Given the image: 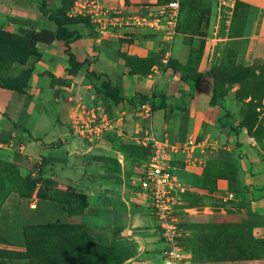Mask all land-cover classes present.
Here are the masks:
<instances>
[{"label":"crops","instance_id":"obj_1","mask_svg":"<svg viewBox=\"0 0 264 264\" xmlns=\"http://www.w3.org/2000/svg\"><path fill=\"white\" fill-rule=\"evenodd\" d=\"M238 1L246 6L241 34L245 54L264 61V0ZM61 2L0 0V30L53 32L56 25L44 12L60 8ZM64 15L81 17L70 14V5ZM65 28L74 35L67 46L62 40L36 42V52L42 58L32 66L30 62L14 61L0 72L1 77L24 74L26 78L19 91L0 88V159L14 163L22 174L37 180L49 178L55 190L84 194L86 206L80 221L95 237L121 251V264H164L160 234L146 198L129 182L141 173L145 163L139 161L141 150L147 148L140 138L146 134L175 147L171 171L181 185L175 190L177 222L222 223L231 230L241 223L236 219L238 206L231 207L234 214L227 216L232 212L222 209L218 202L220 198L228 200V194L233 197L234 192L228 188L226 178L208 177L204 168L221 150L236 168L233 180H238L239 187H234L248 199L250 211L263 217L258 224L251 223L250 234L264 240V153L254 147L246 130L238 127L236 114L231 116L222 107L208 103L209 82L182 81L160 59L158 65L152 63L141 69L157 58L156 32L124 27L114 29L112 34L100 33L87 18L67 23ZM66 49L80 63L78 67L68 66ZM101 82L114 87L121 101L106 97ZM140 95L152 106L147 117L139 114L137 99L130 101ZM92 113L100 132L89 140L77 134L74 122L88 121ZM214 163L217 165L215 159ZM7 203L14 207L11 214L15 213L17 221L3 206L0 235L12 241H20L23 226L46 222L53 212L62 219L50 220L71 222L74 216L67 215L54 200L34 193L22 198L10 194ZM216 210L219 212L214 214ZM36 218L44 221H34ZM257 262L264 264V257L208 258L196 264Z\"/></svg>","mask_w":264,"mask_h":264},{"label":"rangeland","instance_id":"obj_2","mask_svg":"<svg viewBox=\"0 0 264 264\" xmlns=\"http://www.w3.org/2000/svg\"><path fill=\"white\" fill-rule=\"evenodd\" d=\"M196 1L191 6L188 0H180L177 35L172 44L171 57L167 65L164 66L172 68L179 76L181 74V77L189 74L198 77L197 71L204 73L202 80L209 82L213 87L212 105L222 107L227 114L231 113V116L236 114L237 124L245 123L247 125V132L251 135L254 133V138H252L254 147L264 153V112L262 111L264 93L259 97L253 96L258 83L264 87V63L248 58L245 54L246 43L241 38V34L246 6L238 0ZM45 38L46 36L40 33L33 35L23 31L9 32L2 36L5 42H10L12 39L31 41L34 39L45 40ZM18 46L20 51L14 48L13 53L0 55V68L11 65L12 59L17 60L19 64L30 62L29 66H32L34 61L42 58L38 52L27 55L31 48L29 43ZM22 51L26 53H22ZM43 60H45L44 56ZM157 63L155 62L156 65H158ZM33 111L38 112L36 108ZM20 121H22V117H20ZM25 176L26 174H22L13 164L0 159V197L6 191L20 186L27 191L31 190L32 194L47 190H50L48 191L50 194L56 193L55 185L49 178L37 180L36 183L40 181L41 184L36 189L37 184L34 182L29 180L26 184L21 182ZM235 181V186L238 188V180ZM68 191L65 192L66 196L69 194ZM232 194L233 197L226 201L222 198L219 199L218 203L222 209L228 208V211L232 212L230 208L238 206L236 219H239L244 225H247L248 221L254 225L263 221V217L250 211L249 201L242 191L236 190ZM5 207L13 221H17L13 216L15 213L11 214L14 209L12 204L7 203ZM217 212L219 211H214V214ZM3 214L4 210L0 212V223ZM232 214L234 213L227 214V216ZM54 218L62 219V216L58 212L56 214L53 212L48 215L45 221ZM181 220L180 223L183 227L196 233V241L201 233H205L208 243L204 245L209 249L206 254L211 256L215 255L214 250L217 248L215 244L222 243L226 240L225 237L228 238L231 234L222 223H205L193 226L194 224H188ZM34 221L42 222L44 219L36 218ZM28 243L31 245V250L8 247L0 243V264H118L115 255H121V251L117 248L116 252H108L104 246H108L109 243L96 238L87 229V226L82 224L80 216L77 214H74L67 227L31 231ZM253 243L258 251H264L261 242L255 240ZM85 244H87L86 248H84ZM71 245L76 248L80 247L81 250L79 249L78 254L73 250V256L70 255ZM195 246L198 248L199 243L197 242ZM79 254L83 259L79 258ZM56 255L58 258L54 260L53 257ZM260 256H264V253L257 255L256 259Z\"/></svg>","mask_w":264,"mask_h":264},{"label":"built area","instance_id":"obj_3","mask_svg":"<svg viewBox=\"0 0 264 264\" xmlns=\"http://www.w3.org/2000/svg\"><path fill=\"white\" fill-rule=\"evenodd\" d=\"M110 1L116 4L111 5L108 3ZM178 12L179 0H70V14L85 17L95 23L100 33L112 34L114 29L124 27L158 33L160 44L157 52H160V60L164 64L170 57L176 36ZM262 111L264 112V108ZM150 112L149 102L139 105L140 115L147 117ZM74 125L77 133L89 140L92 135L100 132L94 113L88 121H75ZM140 143L150 153L142 165L141 173L131 177L129 182L139 195L146 198L149 213L160 234L164 264H196L189 260L183 243L179 241L184 233L182 234L174 217L175 192L181 187L171 171V153L175 151V147L149 138L146 134L140 138Z\"/></svg>","mask_w":264,"mask_h":264},{"label":"trees","instance_id":"obj_4","mask_svg":"<svg viewBox=\"0 0 264 264\" xmlns=\"http://www.w3.org/2000/svg\"><path fill=\"white\" fill-rule=\"evenodd\" d=\"M188 2H189V5L193 6L197 1L196 0H188ZM69 5H70V0H62L60 8L44 12V13H47V18L49 20H51L56 25V28L53 32L48 31V30H39L38 32H35L32 30H24V29H19V30L15 31V33L16 32H22V31L23 32H30L33 35L40 33V34H43L44 36H46L45 40L34 39L31 41L30 40H22L21 41L18 39H16V40L12 39V40H10V42H5L4 39H2V36L9 34V32L0 30V55H3V54L6 55V54L13 53L14 48L19 50L18 45H23L25 43H29V46H31L30 50H28V52H27V55H28V53H30V54H32L34 52L36 53V47H35L36 42L49 43L52 40H62L64 42V44L67 46V43L72 39V36H74V35L72 32L68 31L65 28V24L70 23V22H74L77 20H85V18H82V17L69 18V17L65 16L64 12L69 7ZM180 5H181V3L179 0V12H180ZM178 21H179V14H178V20H177V25H176V35H177V30H178ZM159 44H160V42H159ZM13 46H15V47H13ZM65 52L67 54L68 66L70 68L78 67L80 65V63L74 61L72 54L69 53L67 51V49L65 50ZM22 53H26V52L22 51ZM159 53L160 52L158 51L156 60H150L147 63V65H146V63H144V65H146V66H145V68H141V69H147L152 63L158 62L157 59H160V56H161V54H159ZM170 57L168 58L165 65H167ZM257 60H259V59H257ZM14 61L18 62L17 60H14V59H12L11 62H14ZM261 62L264 63V61H261ZM7 67L0 68V72H2V70H4ZM67 70L69 71L70 69H67ZM196 73H197L198 77H196V75L194 76V74L193 75L189 74V75H185V76L181 77V74H180L179 79L182 81H190L193 84H198L199 81H201L204 78V76H203L204 73L199 72V71H197ZM25 80H26V78L24 77V74H20L16 78L1 77L0 76V88L19 91L21 89V84L24 83ZM101 89H102V93L106 97H109L113 101H121V98L118 97L116 94V89L114 87H110L107 82H101ZM263 93H264V87H263V85H261V83H258V85H256V88L254 90V95L253 94L252 95L253 96L257 95L259 97ZM213 95H214L213 87L211 86V95H210V99H209L210 105H212ZM133 99H137V101L141 104L142 102L145 101L146 98H145V96L140 95V96H137V98L134 97V98L130 99V101H132ZM151 108H152V106H151ZM238 127L244 128L246 130V133L251 138H254V136H253L254 133L251 135L247 132V129H246L247 125L245 123H239ZM149 153H150V151L148 148L142 149L141 155H139V158H140L139 161L146 162ZM211 159L213 161L210 160L211 162L208 163L204 167V168H206L205 173L209 172L207 174V176L208 177L211 176V177H224V178H226L228 188L231 191L236 192V187H234L236 184V181L233 180L236 168H235L234 164H232L230 156L226 152L218 150L213 156H211ZM214 159L216 160L217 165H215ZM4 162H6V161H4ZM7 163L13 164L15 166V168L17 167L12 162H7ZM170 164H171V162H170ZM26 177H28V179H26ZM37 179L38 178L30 177V176L26 175L25 178H22L21 182L26 184V182H28V180H29L32 183L33 182L36 183ZM48 191H50V190L43 191L42 193L36 192L34 194L38 197H42V198L47 197L48 199L54 200L66 212L67 215H74V214L80 215L82 213L84 207L86 206V197L82 193L76 192L74 190H69V191L68 190H64V191L55 190L56 193L50 194ZM66 191H68V193H69V194H67V196L65 194ZM10 194H14L17 197L22 198V197H29L32 194V191L31 190L27 191L24 187H21V186L15 188V189H11V190L6 191L0 197V212L1 211L3 212V209H4L3 206H5L7 197ZM69 224H70V222H62V221H58V220H49V221L42 222V223L27 224V225L23 226V228L21 230L20 241L7 240L2 235H0V243L7 245V246H13L16 248H26L27 250L28 249L31 250V245H29V243H28V237H29V234L31 231L37 230V229L41 230V229L64 228V227H67ZM251 225H252L251 223H247V225H244V223H240V224H237L236 226H234L233 228H231V230L228 228V231L231 234H229L230 236L228 238L225 237L226 240H224L222 243L215 244V246L217 248L214 250V253H215L214 256L213 255L211 256L210 254L209 255L206 254L207 250H209V249H207L206 245H204V244L208 243L207 236H205V233H201L199 235L198 240L196 241L195 240L196 233L194 232V233L188 234L186 232L188 229L183 227V225L181 223H178V226L182 230V234L184 232H186V234H183V236L179 238V241L183 243L184 250L188 253L189 260L191 262H197L199 259H208V258H219L221 260L252 259V258H256L257 255L264 253L263 250L258 251L256 249L255 243H253V242L255 240H258L259 242H261L260 244H262L264 246V240L259 239V238H255L253 235L250 234ZM193 226H196V224H194ZM83 227L85 228V226H83ZM189 230L191 231V229H189ZM96 238H98L99 240H102L99 237H96ZM197 242L199 243L198 248H197V246H195ZM86 246H87V244H85L84 248H86ZM71 247H72V250L69 248L70 251H72L70 254L71 256H73V250H75L77 254L79 253L80 247L76 248L73 245H71ZM104 247L110 253L116 252V247H114L110 244H108V246H104ZM220 248L222 249L221 251H220ZM80 256L81 255L79 254V258L83 259ZM260 257H264V256H260ZM56 258H58V255L53 257L54 260ZM72 258H74V257H72ZM115 258H116L115 260L117 261V263L121 264L124 257L120 254H116Z\"/></svg>","mask_w":264,"mask_h":264}]
</instances>
